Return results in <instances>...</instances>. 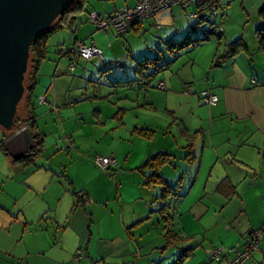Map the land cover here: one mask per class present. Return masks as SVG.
Wrapping results in <instances>:
<instances>
[{
  "label": "crops",
  "instance_id": "1",
  "mask_svg": "<svg viewBox=\"0 0 264 264\" xmlns=\"http://www.w3.org/2000/svg\"><path fill=\"white\" fill-rule=\"evenodd\" d=\"M136 1L125 0L123 6ZM89 2V12L99 15L123 7L106 9ZM219 4L224 14L217 9L191 20L188 10L174 7L130 31L147 24L158 29L157 22L164 19H173V25L184 14L193 23L216 25L221 56L226 45L240 40L243 49L205 72V83L193 94L185 87L195 75H163L157 84L164 89L154 92L157 101L131 100L130 105L128 100L129 105L116 107L124 110L119 121L117 109L98 103L91 105V113L79 106L83 99L56 90L54 81L37 88L42 83L37 73L27 104L26 117L33 121L27 119L23 126L32 125L43 136L42 155L28 165L13 160L2 146L0 130V264H226L256 231L261 233L258 249L245 264H264V45L258 40V33H264V0ZM186 25L172 26L171 36L188 38L191 26ZM87 30L90 38L94 32ZM102 33L117 35L113 30ZM74 38L73 43H85L86 36ZM90 43L96 45L93 39ZM49 54L43 73L56 61ZM202 92L218 101L204 108L207 117H199L192 129L193 121L178 110L192 120L196 110L204 113ZM140 129L154 134L147 139L137 133ZM49 131L55 138L52 145H47ZM159 153L172 157L158 175L177 192L176 201L169 203L168 224L159 214L161 187L147 185L152 171L142 168ZM95 155L113 158L115 165L102 172L93 163ZM167 230L176 235L175 244H167ZM219 247L225 252L214 262L211 255ZM77 252L83 258L76 259Z\"/></svg>",
  "mask_w": 264,
  "mask_h": 264
},
{
  "label": "rangeland",
  "instance_id": "2",
  "mask_svg": "<svg viewBox=\"0 0 264 264\" xmlns=\"http://www.w3.org/2000/svg\"><path fill=\"white\" fill-rule=\"evenodd\" d=\"M89 1L90 0H85L84 9L82 12L78 13L76 25H74V27L72 26L70 28L61 29L49 37L47 42V55L52 52L51 55L56 56L52 58L56 61H53L54 63H52V66L50 67V72L48 71L47 73L42 72V67L45 68L49 63L45 60L42 62L43 64L40 66L38 71V79L41 78L40 80H42V83L41 85L38 84L37 88H40V86L47 88L50 86L52 81H54L53 85L56 90L61 91L62 93L69 92L73 96L76 95V98L79 101L83 99L79 103V106H82L83 108H90L91 113L94 110L91 105L95 106L98 103H102L104 106H109L111 109L113 108L115 112L118 107L123 108L125 105H129V103L131 105V100L133 102H143V100L145 101L148 99L151 102H156L157 99H153L155 95L154 92H162L157 89V83L163 80V75L170 76L171 73L175 74L179 72L182 76L184 74L189 78H192V76L195 75V80L192 81L190 85L185 87H189L193 94L194 91H198L197 87L199 85L205 83L204 73H208L211 69H214L213 61H216L215 57H221L220 54L223 47L218 45L219 43L222 44V41L218 40L220 33L218 28H213V26L209 23H203L202 25L193 23V21L188 20L187 17L181 13L182 17H179L180 14H178L177 18L175 17V24L173 25V19H164L157 22V25L161 26L158 29L155 27H149L147 24L142 27L139 32H128L120 36H114L111 33L104 34L96 31L95 27L88 22V16L89 13H91L89 12V9L92 5ZM91 1L94 4L104 5L106 9H112L114 5L123 6L125 0H115L114 3L109 0L102 2L96 0ZM190 10L192 9H188L187 12H190ZM81 20L83 21L82 25H80ZM185 25L186 27L189 25L191 26L187 39L188 42H191V44L186 43L184 45V49L179 52L169 53L166 50L165 42L168 40L167 35L171 36V27L174 26L176 28H181ZM87 26L90 30H92V32H94L91 37L89 36L90 38H87V35L89 34ZM202 26L205 27V29H202ZM206 29L212 30L213 35H207L205 31ZM75 35H78L80 38H83V35L86 36L84 44L87 45L91 44V39L95 40L97 45H95V47H99L98 49L104 54L106 61H101L97 57L93 58L91 61H84L82 59L78 60L75 55H59V49L64 48L69 51L72 50L76 44L81 42L77 41L73 43ZM180 35L181 34H175V36H171L172 41H180L182 39ZM207 36V40L200 41L205 39ZM216 53H219L218 56H215ZM146 58H157L158 65L171 63V71L169 67V69L159 73V75H157L149 83L147 80L142 78L140 73L134 71L137 62ZM45 59L48 60L47 56ZM56 62L58 65V71H56V75H54L55 78L52 80V73L54 72V68L57 67ZM103 63L108 64L103 65ZM70 65L73 66L72 70H69ZM149 68L152 67L149 66ZM152 69H154V67ZM116 77L117 79H115ZM131 81H133V83L130 85L118 84L119 82ZM145 81L148 82V85L144 84ZM113 84L116 85L112 87ZM128 100H130V102ZM114 103L117 104L115 105ZM201 106H203L201 111L204 113L199 114L200 112L196 110L194 120H192L191 115L188 116V114H184L182 108L178 110V115L185 117L190 122L193 121L190 124V127L195 129L198 127L196 120H198L199 117H207L206 110L204 108L209 110V107L204 105L202 102ZM162 112L163 111L160 110V115H158V117L161 118ZM165 114L168 115L167 113ZM172 128L173 135H175V138L179 140L176 126L173 125ZM48 133L47 145H52L55 143V138L52 132L49 131ZM217 250H220V258H222L225 252L224 248L221 249L219 247ZM215 251L216 250L213 252Z\"/></svg>",
  "mask_w": 264,
  "mask_h": 264
},
{
  "label": "water",
  "instance_id": "3",
  "mask_svg": "<svg viewBox=\"0 0 264 264\" xmlns=\"http://www.w3.org/2000/svg\"><path fill=\"white\" fill-rule=\"evenodd\" d=\"M76 3L77 0H0V129L5 139L3 148L13 160L30 157L36 146L33 132L23 126L24 111L20 113L27 93L31 46Z\"/></svg>",
  "mask_w": 264,
  "mask_h": 264
},
{
  "label": "trees",
  "instance_id": "4",
  "mask_svg": "<svg viewBox=\"0 0 264 264\" xmlns=\"http://www.w3.org/2000/svg\"><path fill=\"white\" fill-rule=\"evenodd\" d=\"M84 6H85V0H77L76 5L72 9L64 12L60 17H58L56 24L54 25V27L51 30L41 33L38 36V38L34 41V43L32 44L31 49H30V62H29L30 73L27 75V78L25 81V87L27 89V93H26V97H25V103H24L25 105H23L25 107H22L20 109V113H22L24 111V115H23L24 116V122L27 119H29V122L33 121L32 117H29V118L26 117L27 116V104H29V102H30L31 92L36 85V79H37V73H38L39 67H40L41 63L46 58L47 42H48L49 37L61 29L70 28L72 26L74 27V25H76L78 13L83 11ZM132 7H123V8H132ZM217 9L221 10L222 14H224L225 8L220 6L219 0H216L215 7L213 9L207 11V12H215V11H217ZM195 11H196V9H195ZM207 12H204V13H207ZM114 13H115V11L112 14H114ZM112 14H110V15H112ZM200 14H202V13L198 14V18L196 20L200 19L199 18ZM110 15H106V16H110ZM101 17H103V16H101ZM148 20H146V21H148ZM143 24H141V25H143ZM138 26H140V25L133 26L130 29V31L133 30L135 27H138ZM212 26H213V28H216L215 27L216 25L212 24ZM219 30L222 31L221 26H219ZM205 31H206L207 35H213L212 30L206 29ZM263 34H264L263 31H260L258 33V37H259L258 40H259V43L261 46L264 45V35ZM187 39L188 38L180 40L178 42L171 41V40L166 42V45H165L166 50L169 53L179 52L180 50L184 49V45L186 43L191 44V42H188ZM207 39H208V36L205 37V39H202L200 41H205ZM218 40H220L219 37H218ZM219 44H221V43H219ZM225 48H226L225 55L221 56L219 58L215 57L216 61H213V67H218L220 65V62L223 61V59L231 58L234 55L238 54L243 49V45L240 42V40H237L231 44L226 45ZM103 65H106V63H103ZM170 65H171V63H167L164 65H158V59L157 58H153V59L146 58L144 60L137 62L136 68L134 69V71L140 73L142 75V78H144L145 80H147L150 83L152 81V79H154L157 75H159V73H162L163 71L167 70L170 67ZM149 66H151L152 68L154 67V69L149 68ZM147 81H145V83H144L145 85H148ZM132 83H133V81H131V82H119L118 84L130 85ZM115 85L116 84H113L112 86H115ZM158 85L159 84H157V87H158ZM123 113H124V110L117 109V112L115 114V118L120 121L121 117L123 116ZM28 128L31 129V131L33 132V134L35 136L36 146L33 150V154L30 157L24 158V159H21L18 161L19 163H21L23 165L33 164L34 160L36 158H38V156L42 155L43 147H44L43 146V136L34 132L32 130V125H29ZM137 133L142 135L143 137H145L147 139H150L154 134L153 131L148 130V129L137 130ZM2 146H3V143H2ZM187 158L189 161H191L190 156H187ZM171 159H172V157L169 154L159 153L153 157L148 158L142 167L143 169H149L152 171V174L147 181V185L152 184V185H159L161 187L160 200L162 201L163 206L161 207L159 214L163 217V220L165 221L166 224L169 223V220H168L169 215L167 214L168 210H170V207H169L170 204L169 203H170V201H171V203L176 201L175 198H177L176 197L177 192L174 188L168 186L161 179V177L158 175V173L162 167H165L166 165H168L170 163ZM108 171H109V169H108ZM260 235H261V233H260ZM165 236H166L167 244H175L176 235L173 232L167 230V232L165 233ZM75 257H76V259L83 258L82 253H79V252L76 253ZM128 264H133V263H128Z\"/></svg>",
  "mask_w": 264,
  "mask_h": 264
},
{
  "label": "built area",
  "instance_id": "5",
  "mask_svg": "<svg viewBox=\"0 0 264 264\" xmlns=\"http://www.w3.org/2000/svg\"><path fill=\"white\" fill-rule=\"evenodd\" d=\"M216 0H138L132 8H121L115 11L110 16H99L95 12L89 13L88 22L91 23L97 31L106 32L113 30L117 35H122L130 31L135 25H141L149 18L156 14L171 9L174 7L188 10L195 7L196 11L188 12L187 16L191 20H196L199 13L207 12L215 7ZM59 55L71 56L75 55L77 58L84 61H90L97 57L101 61V51L94 45H87L82 42L76 44L72 50L59 49ZM73 66H69L72 70ZM158 87L164 89V85L159 83ZM201 102L207 106H214L218 99L217 96L209 92H202L200 94ZM39 104L44 103L43 97L38 99ZM93 163L102 172H107L108 169L115 165V160L110 157L95 155ZM261 235L259 231L253 232L249 238L248 243L242 249L235 248L232 258L226 264H245L258 249V244ZM221 257L220 250L212 253L211 258L214 261H219Z\"/></svg>",
  "mask_w": 264,
  "mask_h": 264
},
{
  "label": "flooded vegetation",
  "instance_id": "6",
  "mask_svg": "<svg viewBox=\"0 0 264 264\" xmlns=\"http://www.w3.org/2000/svg\"><path fill=\"white\" fill-rule=\"evenodd\" d=\"M18 154L20 153V152H17Z\"/></svg>",
  "mask_w": 264,
  "mask_h": 264
}]
</instances>
